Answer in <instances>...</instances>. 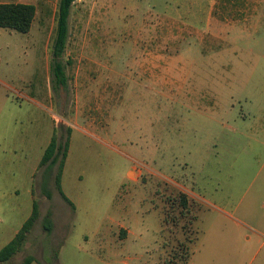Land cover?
<instances>
[{"label":"rangeland","instance_id":"rangeland-1","mask_svg":"<svg viewBox=\"0 0 264 264\" xmlns=\"http://www.w3.org/2000/svg\"><path fill=\"white\" fill-rule=\"evenodd\" d=\"M25 1L31 30L0 28V249L39 218L2 264H264V0H76L64 84L59 0Z\"/></svg>","mask_w":264,"mask_h":264},{"label":"trees","instance_id":"trees-1","mask_svg":"<svg viewBox=\"0 0 264 264\" xmlns=\"http://www.w3.org/2000/svg\"><path fill=\"white\" fill-rule=\"evenodd\" d=\"M76 0H59V5L56 14L57 30L56 38L53 47V55L56 60L55 77L59 84H64V74L61 64L58 62L61 57L68 35V19L70 16L71 6ZM36 16V7L30 4H0V28L15 31L21 34H27L32 27V23ZM70 132V131H69ZM69 146V136L63 145L58 144L53 136L50 143L46 147L42 159L39 163V168L47 164H58V170L55 177V186L62 199L71 205L70 201L65 197L61 190V178L67 158ZM178 207L180 215L185 217L189 212L188 198L184 194L178 197ZM39 218V209L36 201H33L32 211L29 218L23 223L19 231L15 234L12 240L0 249V264L8 262L12 259L24 245L29 232ZM43 228L45 232L51 231V220L48 214L43 220ZM35 259L31 256L26 257L20 264H32ZM187 262V259H186ZM166 264H178L175 261L167 262Z\"/></svg>","mask_w":264,"mask_h":264},{"label":"crops","instance_id":"crops-1","mask_svg":"<svg viewBox=\"0 0 264 264\" xmlns=\"http://www.w3.org/2000/svg\"><path fill=\"white\" fill-rule=\"evenodd\" d=\"M0 4H29L25 0H0Z\"/></svg>","mask_w":264,"mask_h":264}]
</instances>
